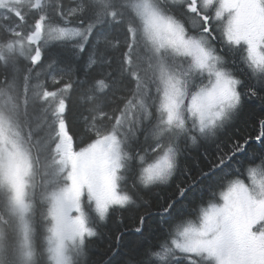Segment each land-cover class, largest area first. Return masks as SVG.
<instances>
[{"label":"snow or ice","instance_id":"1","mask_svg":"<svg viewBox=\"0 0 264 264\" xmlns=\"http://www.w3.org/2000/svg\"><path fill=\"white\" fill-rule=\"evenodd\" d=\"M0 264H264V0H0Z\"/></svg>","mask_w":264,"mask_h":264},{"label":"trees","instance_id":"2","mask_svg":"<svg viewBox=\"0 0 264 264\" xmlns=\"http://www.w3.org/2000/svg\"><path fill=\"white\" fill-rule=\"evenodd\" d=\"M225 55H228L225 53ZM233 57H230L232 59ZM237 62L239 60V57H234ZM238 75H244V73L239 70H237ZM261 105L259 101H252L249 103H246L243 115L240 119V121L237 123L236 129H233L232 131H237L239 130L237 134L239 135H244L247 132H252L254 131V121L258 117V115L261 114ZM67 118H68V124L70 126H77L78 127V121H79V109H77L74 105L70 106L69 112L67 113ZM259 151V145L253 142L252 148L250 149V154L252 152H257ZM125 222L127 223V215L125 216ZM114 227V221L109 222V230H112ZM136 242V237L132 235H126L125 237V246L121 249V254L118 256L116 259L119 261L122 259L125 254L127 253L128 249ZM106 244H101L100 242H97L96 245L92 246L91 249V259L95 260L98 258L99 255L102 254L104 247Z\"/></svg>","mask_w":264,"mask_h":264}]
</instances>
